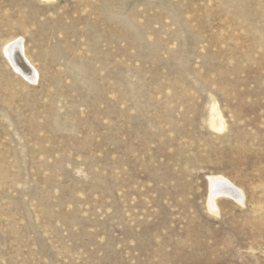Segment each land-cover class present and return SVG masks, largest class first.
I'll return each mask as SVG.
<instances>
[{
    "label": "rangeland",
    "instance_id": "rangeland-1",
    "mask_svg": "<svg viewBox=\"0 0 264 264\" xmlns=\"http://www.w3.org/2000/svg\"><path fill=\"white\" fill-rule=\"evenodd\" d=\"M0 264H264V0H0Z\"/></svg>",
    "mask_w": 264,
    "mask_h": 264
},
{
    "label": "bare ground",
    "instance_id": "bare-ground-1",
    "mask_svg": "<svg viewBox=\"0 0 264 264\" xmlns=\"http://www.w3.org/2000/svg\"><path fill=\"white\" fill-rule=\"evenodd\" d=\"M4 53L12 62L15 69L21 72L30 81L36 79V72L26 59L23 51V45L21 40H13L8 42L4 46ZM208 124L213 130H221L224 127V121L222 119L221 113L218 111L217 107L213 104L210 108ZM219 194H227L232 196L236 201L242 202L243 194L242 192L221 177L209 178V200L208 205L210 210L215 211L214 199L215 196Z\"/></svg>",
    "mask_w": 264,
    "mask_h": 264
}]
</instances>
